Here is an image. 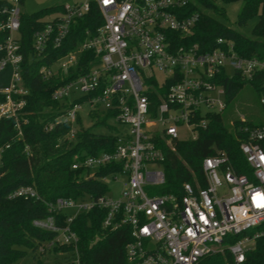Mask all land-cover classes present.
I'll return each instance as SVG.
<instances>
[{"label":"built area","instance_id":"2783aa9c","mask_svg":"<svg viewBox=\"0 0 264 264\" xmlns=\"http://www.w3.org/2000/svg\"><path fill=\"white\" fill-rule=\"evenodd\" d=\"M6 1L8 16L0 29H8L9 34L0 43V70L9 65L12 74L10 84L0 88L5 96L0 102V118H14L20 134L18 118L26 94L21 85L18 41L21 0ZM190 1L70 0L62 3V12L50 15L34 31L32 47L42 57L49 44L59 47L66 41L72 23L85 16L95 3L102 16L101 25L93 31L85 30L83 40L51 68L42 66L39 70L47 78L57 69H75L84 51L93 52L97 58V62L89 61L83 73L51 92L52 100H67L70 105L45 128L51 129L55 123H74L85 103L90 105L89 110H115L113 119L129 126L128 132H115L111 151L81 157L71 165L88 169L93 177L98 167L117 164L119 170L107 176H125L119 195L44 200L48 214L32 224L55 234L38 246L39 253L64 245L69 248L64 251V264H81L78 236L70 224L79 213L95 207L105 210L101 221L104 229L130 227L125 264H199L204 256L224 248L239 263L252 247L249 244L264 236L262 229L252 237L224 243L227 236L264 222V124L238 127L244 135L239 149L250 169L248 175L236 173L222 151L202 159L204 186L195 179V185L184 182L181 193L156 191L165 182L162 145L174 150L176 141L195 138L197 129L206 126L207 117L222 113L227 106L220 80L235 74L245 79L264 74V59L240 55L231 40L217 38L216 46L209 50L187 43L199 19L198 11L184 13ZM80 92L88 96L84 103L73 101L81 97L74 96ZM147 92L157 94L155 106L150 105ZM70 95L74 96L72 100ZM259 100L264 103V93ZM181 128L191 137H181ZM74 133L72 126L68 136ZM8 197L41 199L31 185L17 187ZM59 211L67 213L64 225L56 222Z\"/></svg>","mask_w":264,"mask_h":264},{"label":"trees","instance_id":"16d2710c","mask_svg":"<svg viewBox=\"0 0 264 264\" xmlns=\"http://www.w3.org/2000/svg\"><path fill=\"white\" fill-rule=\"evenodd\" d=\"M229 3L233 0H218ZM242 6L238 21L234 25L226 24L215 15L226 19L224 9L218 7L214 0H192L184 7L185 14L199 12L192 33L187 37V43H197L202 50L216 46L217 38L231 40L237 53L245 57L264 59V0H241ZM9 3L0 0V25L7 19ZM63 11V4L42 8L32 13H20L18 29L21 85L26 90L23 96L25 104L18 118L20 134L15 126L14 118H0V264H15L28 251L32 252L34 264H43L36 256L38 246L54 236V232L41 230L32 224L36 218H44L48 212L45 201L57 197L82 198L107 193L108 188L104 177L110 172L119 170L117 164H107L94 170L89 176L84 167L72 168V164L81 157L97 154L100 151H111L114 148L116 135L113 132L99 133L93 131L95 126L111 129L107 119H113L115 110L101 108L87 112L91 124L85 126L80 114L74 123H55L51 129L46 125L64 112L70 105L69 101L51 99V92L68 79L83 73L89 67V61L97 62L93 52L84 51L75 69L64 71L57 69L55 73L43 78L39 70L42 66L51 68L64 54L73 49L77 42L83 40L84 31L94 30L102 23V16L96 4L82 18L72 23L66 41L59 47L49 44L42 57H38L32 47V36L35 30L41 28L47 18L53 13ZM255 15L257 22L249 34L243 33L239 27ZM6 28L0 29V43L8 37ZM3 51L0 50V57ZM12 70L9 65L0 70V88L10 84ZM224 87V99L230 103L245 83L253 86L258 99L264 93V74L251 79H245L235 74L224 76L220 80ZM150 105L158 101L155 92H147ZM13 97L16 98V95ZM0 93V102L4 101ZM88 96L74 99V102L84 103ZM260 102V100H259ZM262 123L264 124V103H261ZM240 124L255 125L244 118L234 119L226 124L222 113H212L207 117L204 128L197 129L193 139L178 140L174 150L162 145L164 151L163 170L165 182L156 188L158 193H181L182 184L190 182L195 185V179L202 181V159L224 151L229 157L233 170L238 174L250 173L243 154L239 149L244 135L238 130ZM74 126L75 133H68ZM31 185L40 195V200L34 198L8 197L17 187ZM105 210L95 207L87 212L79 213L71 222V227L78 236L77 248L81 264H125V245L130 240V227L121 225L114 230L104 229L101 225ZM67 213L59 211L56 214L58 225H64ZM264 229V222L259 226L245 230L240 234L227 236L225 242L236 241L242 237H252ZM69 248L64 245L55 246L49 253L57 255ZM44 254V253H41ZM64 264V260H63ZM199 264H264V236L254 239L253 246L245 252L242 262H235L226 248L216 250L204 256Z\"/></svg>","mask_w":264,"mask_h":264},{"label":"rangeland","instance_id":"374dc122","mask_svg":"<svg viewBox=\"0 0 264 264\" xmlns=\"http://www.w3.org/2000/svg\"><path fill=\"white\" fill-rule=\"evenodd\" d=\"M70 0H21L19 4V8L21 13H32L38 11L42 8L53 6L55 4L65 3ZM215 4L218 7H222L226 13V19H223L219 15H215L219 20L225 22L226 24L234 25L238 21V14L242 6L241 0H233L229 3H222L218 0H214ZM258 16L255 15L247 20V23L240 28V30L249 34L251 28L257 22ZM159 78L161 75L157 72ZM84 93H76L74 96H83ZM73 95H70V100L74 98ZM83 110L81 111V117L83 120V124L85 126H89L91 124L90 118L87 116V112L90 109V105L85 103L83 104ZM224 121L226 124H230L234 119L245 118L248 121H252L255 125L262 123V111L261 104L259 102L256 91L253 86L249 83H245L243 87L239 90L237 95L232 99L230 103L227 104L225 109L222 112ZM107 123L112 127L111 129L103 127V126H95L93 127V131L99 133H108V132H128L129 126L127 124H122L116 122L114 119H107ZM191 133H189L185 128L180 129L181 137H191ZM105 184H107V194L113 197H117L122 189V183L125 181L124 175H118L116 179H113L111 176H106L103 180ZM147 190V187H146ZM254 243H250V246H253ZM36 256L40 257L43 260V264H63V253H58L57 255H53L51 253L41 254L38 251H35ZM33 253L28 251L27 254L19 259L15 264H34L35 259L32 257Z\"/></svg>","mask_w":264,"mask_h":264},{"label":"bare ground","instance_id":"6f19581e","mask_svg":"<svg viewBox=\"0 0 264 264\" xmlns=\"http://www.w3.org/2000/svg\"><path fill=\"white\" fill-rule=\"evenodd\" d=\"M107 185V184H106Z\"/></svg>","mask_w":264,"mask_h":264}]
</instances>
